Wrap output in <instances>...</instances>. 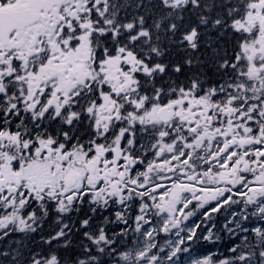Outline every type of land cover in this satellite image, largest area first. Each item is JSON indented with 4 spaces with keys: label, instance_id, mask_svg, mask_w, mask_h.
I'll use <instances>...</instances> for the list:
<instances>
[{
    "label": "snow or ice",
    "instance_id": "1",
    "mask_svg": "<svg viewBox=\"0 0 264 264\" xmlns=\"http://www.w3.org/2000/svg\"><path fill=\"white\" fill-rule=\"evenodd\" d=\"M0 264H264V0H0Z\"/></svg>",
    "mask_w": 264,
    "mask_h": 264
}]
</instances>
